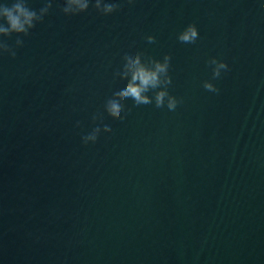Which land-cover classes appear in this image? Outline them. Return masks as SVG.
<instances>
[{
  "label": "water",
  "instance_id": "obj_1",
  "mask_svg": "<svg viewBox=\"0 0 264 264\" xmlns=\"http://www.w3.org/2000/svg\"><path fill=\"white\" fill-rule=\"evenodd\" d=\"M118 2L67 17L55 0L0 57V264H264V0ZM190 24L199 39L180 43ZM136 52L172 57L182 103L127 100L113 120ZM212 58L230 69L218 94ZM97 114L112 132L85 145Z\"/></svg>",
  "mask_w": 264,
  "mask_h": 264
},
{
  "label": "clouds",
  "instance_id": "obj_2",
  "mask_svg": "<svg viewBox=\"0 0 264 264\" xmlns=\"http://www.w3.org/2000/svg\"><path fill=\"white\" fill-rule=\"evenodd\" d=\"M55 0H44L43 6L33 9L29 6L28 0H11V3H0V57L11 56L15 58L17 49L24 46L22 37L30 36L37 24L44 22L45 18L51 13ZM132 4L134 0H127ZM118 0H63L61 7L62 13L67 17H73L88 13L90 8L101 15L111 16L120 10ZM15 36V47L8 41ZM177 39L183 44H195L199 39V30L195 24L188 25ZM148 43L156 42L154 36L146 37ZM172 57L166 55L163 60L146 58L143 53L136 52L123 56V67L116 76L126 81L124 86L115 91L104 104V111L113 120H125L128 108L125 101L131 100L134 106L151 105L154 103L156 108L167 107L169 111H175L182 103L180 99L169 92L172 84V77L169 74ZM212 70V79L205 81L203 87L206 91L219 93V88L212 82L218 80L223 73L229 71L226 62L216 58L209 60ZM152 93V95H149ZM103 115L93 116L96 126L82 137L85 145L96 144L102 133H111L112 128L103 123Z\"/></svg>",
  "mask_w": 264,
  "mask_h": 264
}]
</instances>
